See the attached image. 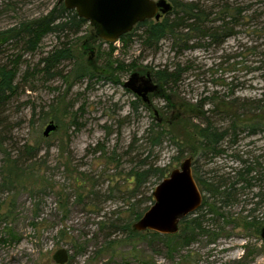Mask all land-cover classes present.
I'll return each instance as SVG.
<instances>
[{"label":"rangeland","instance_id":"obj_1","mask_svg":"<svg viewBox=\"0 0 264 264\" xmlns=\"http://www.w3.org/2000/svg\"><path fill=\"white\" fill-rule=\"evenodd\" d=\"M201 1L213 8L211 19L219 18L222 7L229 6L226 22H230L231 27L236 23L234 36L220 44L197 40L191 43L197 44L192 49L173 48L172 42L165 39L158 49H150L142 43L141 29L135 31L128 44L115 43V52L110 57V47L100 45L98 40L101 39L87 23L77 35L65 33L60 39L54 34L45 36L35 52L26 50L24 43L4 45L0 64L17 63L19 85L17 94L1 109V116L9 126L0 131L4 140L0 166L5 159L4 151L14 155L25 144H39L41 151L35 169L42 168V171H38L36 188L38 192L45 188L46 194L32 197L29 186L32 182L14 185L12 192L0 191V264H56L53 256L60 249L69 253L67 264H178L168 258L163 248H156L155 253L145 240L127 238V233L114 229L107 232L99 226L102 220L119 219L133 229L139 220L131 205L140 201L142 210L154 205L148 197L153 196L164 179H151L139 189L127 185L137 161L146 160L148 155V164L167 169L166 178L188 158L192 159L193 174L196 168L204 179L212 175L228 179L229 173L233 177L241 168L240 160L248 161L255 169L254 187L241 190L236 195L237 201L222 210L228 220L214 222L207 220L212 215L206 216L209 235L197 236L189 247L180 251L190 256L188 264H264V241L253 222L264 215V202L261 203L264 199V132L254 136L248 131L241 132L234 144L228 137L221 146L225 152L217 158L197 162L179 152L188 151L196 144L188 123L179 119L191 115L193 105L201 106L206 119L221 130L229 124L226 113L237 110L230 105L235 100L246 105L240 112L245 113L248 120L254 119L255 113L262 116L260 112H252L251 105L264 94V0ZM58 2L0 0V32L21 21L45 15ZM233 17L238 20L234 22ZM223 23L216 20L211 26ZM83 43L94 51V63L115 62L110 63L116 69L115 78H66L67 73L75 70L74 60L59 66L58 70L64 74L62 78L45 76L40 71L44 66L42 58L53 49L69 44L77 54ZM84 56L85 61L91 58L88 53ZM119 63L129 70L120 69ZM165 68L169 72L179 71L178 83L163 89V85L154 80L160 85V92L150 95L149 102H143L137 111L133 110L138 98L124 84L133 73H151L153 77ZM52 110L62 124L56 133L44 136L50 122L42 124L40 119ZM153 124L162 125L171 134L161 145L152 148L144 138L148 137ZM178 136L182 144L177 142ZM41 138L46 140L41 141ZM40 175L44 176V186ZM198 187L203 204L208 196L202 185ZM92 192L100 197L94 198ZM90 201L97 207L87 206ZM200 208L197 212L205 213L206 210L200 212ZM36 212H40L37 217ZM180 226L179 223V229ZM147 232L153 231L142 233L145 236ZM139 240L142 241L139 243ZM180 258L178 255L176 261L182 264Z\"/></svg>","mask_w":264,"mask_h":264},{"label":"trees","instance_id":"obj_2","mask_svg":"<svg viewBox=\"0 0 264 264\" xmlns=\"http://www.w3.org/2000/svg\"><path fill=\"white\" fill-rule=\"evenodd\" d=\"M169 1L173 5V11L168 13L166 18L164 17V19L159 21L146 20L143 23H139L132 32L122 36L118 42L128 44L133 38L135 31L141 29H143V34L141 35L142 43L146 48L150 49H158L160 43L165 39L172 42L173 48L192 49L197 47V44L192 45L191 43L197 40L209 41V44H220L224 39L234 36L235 31L233 28L236 23H233L235 25L231 27L229 25L231 23L226 22L228 19L227 14L229 6L227 7V5H225L222 7L219 18L211 19L210 17L212 15L213 8L201 3V0ZM6 6L8 7L9 5ZM238 14L241 15V11H239ZM238 14H235V16H238ZM232 19L234 22L238 20L236 17H233ZM216 20H220V22L224 23L217 27L211 26L216 22ZM87 23L88 22L85 19L78 16L76 11L68 10L64 3L58 2L45 15H41L40 17L32 20L21 21L14 27L1 31L0 51L4 48V45L6 46L10 43H24L26 50L35 52L40 47V43L45 36L54 34L60 39V35L65 33L77 35L81 33L83 27L87 25ZM95 36L97 37L96 32ZM98 41H100V45H107L110 47L109 54L110 57H112L115 52L114 44L106 43L103 40ZM99 51L97 55H99ZM86 53H88L89 56L91 55V58H88V61H85L84 59V55ZM93 55L94 51H92L91 48L89 49L84 43L80 45V49L77 54L74 49L69 46V44H63L59 47V49H53L47 57L42 58V64L44 66L40 71L43 72L45 76H57L62 78L64 74L62 71L58 70L59 66L67 60H74L75 70L67 73L66 78L70 79V77H72L76 80L82 78L91 79L94 77H102L104 79L115 78L116 69L110 65V63L114 64L115 62L109 60L107 61L109 65L106 63L99 65L98 61L94 63V60L92 59ZM119 64L121 66L120 69L126 71L129 70V67L125 64ZM130 68L132 67L130 66ZM35 70L39 69L36 68ZM18 74L19 69L16 62H14V64H0V131H2V129L6 130V127L8 128L9 126L6 123V119L1 116V109L17 94L19 85V81H17ZM179 77L180 73L177 69L173 72H169L165 68L163 71H157L152 78L156 82L163 85L164 89L166 87L170 88L172 85H176ZM142 103L143 101L138 98V100H136L133 104V110L137 111ZM221 103L223 106H226L224 101ZM221 103L219 104L221 105ZM239 104L237 100L230 103V105L235 107L237 110L235 112L226 113L228 115L229 124L224 130L218 129L209 118L206 119V113L203 112L201 106L197 104L195 106L193 105L191 110L194 109V112L191 115L181 116L179 119L184 123H188L191 132H193V137H196L194 138L196 144L193 147H189L187 149L188 151L179 150L180 154L183 156L187 154L190 157L197 159V162H199V160L201 161L203 158H217L225 152L221 149V146L228 137H230L231 144H234L237 142V136L241 132L248 131V134L252 136L258 134L259 132H264V94L262 99L256 100L253 105H251L253 107V109H251L252 112H260L262 115L260 116L258 113H255V117L252 119L253 121L248 120L245 113L240 112L246 108V105L244 103ZM144 108L148 109L146 105H144ZM216 108L219 109L220 107L216 106ZM194 120H197V122ZM40 122L42 124H48L49 122L56 123L58 126L57 131L60 129L62 124L61 120L55 115L54 110L43 114ZM148 131V137L144 138V140H146L152 148L161 145L162 140L166 139L167 136L171 134L159 124H153ZM180 138V136L177 137V142L182 144L183 142H181ZM41 139V141L46 140L44 138ZM173 139L174 138H171V140ZM3 144V137L1 138L0 136V149H2ZM36 145L37 146H31L25 144L20 147V150L18 149L17 153L14 155L4 151L5 159L3 164L0 166V191L12 192L14 185L17 187V185L20 186L23 185V183L32 182L29 185L31 187L30 195L32 197H39L40 193L43 195L46 194L45 188H43L40 192H38V189L36 188L39 182L38 171H42V168L39 170L35 169V165L37 164L38 156L41 151L39 144L36 143ZM132 147L133 145L130 146V148ZM125 154H128V151ZM198 155L200 156L197 157ZM148 158L149 155L146 157V160L137 161V168L133 169L131 172L132 174L130 177H132V179L127 180V185H132L136 189H139L151 181V179H158V181H161L168 176L169 173L167 169L159 168L155 164H148ZM240 161L242 163L241 168L236 171L233 177H230L229 173L228 179H224L225 176L217 179V177H214L217 175L208 176L204 179V177L201 176L195 168L194 177L198 184L203 186L208 196L205 198V201L200 208V212L204 211V209L206 211L205 213L196 212L192 216L182 220L177 234L161 235L156 232H147L144 236L142 232H137L131 229L129 224L123 225L119 219L114 222H112V219H108V221L102 220L100 221L99 226H102V230L105 229L107 232L113 231L114 229L122 231L124 234L127 233V238L145 240L148 245L153 247V251L155 253L158 252L157 249L163 248L166 250L168 258L174 263L180 264L176 261V259L178 255H181L180 262L182 264H188L190 256L182 255L181 251L183 248L189 247L196 240L197 236L209 235L210 230L205 227L206 216L212 215V217L207 220L214 222H217V220H228V216L225 217V214L221 213L222 210L232 206L233 202L237 201L236 195H238L241 190L252 189L254 187L253 181H257L256 177L253 175L255 173V169L248 161ZM197 162L196 160L194 162L196 167ZM65 168L68 169V165ZM39 178L42 182V186H44V176L40 175ZM133 192L134 191L130 192V194H133ZM90 194L95 195L93 196L94 198L100 197L96 192H92ZM257 197L261 199L262 195H257ZM148 199L150 202H154L152 195H150ZM261 200V203L264 202V199ZM87 206L97 207V205L91 201L88 202ZM131 207L135 208V210H133L137 221L140 220L150 208L145 207L142 210L140 207V201L134 202ZM254 211L255 209L252 212ZM39 213L36 212L35 216L37 217ZM251 216L252 215L249 217ZM104 218L105 217H103V219ZM261 218L262 219L253 221L255 222L257 233L264 228V215H262ZM107 223H109V226H106ZM61 235H63V233H61ZM142 240H139L138 242L140 243ZM155 242L156 246H154Z\"/></svg>","mask_w":264,"mask_h":264},{"label":"water","instance_id":"obj_3","mask_svg":"<svg viewBox=\"0 0 264 264\" xmlns=\"http://www.w3.org/2000/svg\"><path fill=\"white\" fill-rule=\"evenodd\" d=\"M68 10H74L85 19L97 37L107 43H116L130 33L134 26L146 20L159 21L162 15L173 11L167 0H59ZM124 87L148 103L150 95H157L161 87L150 73H133ZM58 126L50 122L44 136L56 132ZM154 205L133 226L134 231H153L161 235L178 233L179 223L196 213L202 205V194L192 170V159H186L179 169L165 178L153 193ZM264 241V228L260 232ZM53 260L56 264H67L69 253L58 250Z\"/></svg>","mask_w":264,"mask_h":264},{"label":"bare ground","instance_id":"obj_4","mask_svg":"<svg viewBox=\"0 0 264 264\" xmlns=\"http://www.w3.org/2000/svg\"><path fill=\"white\" fill-rule=\"evenodd\" d=\"M137 25H138V24H136V25L134 26V28H135ZM134 28H133V29H134ZM132 31H133V30H132ZM132 31H131V32H132ZM260 232H261V231H260Z\"/></svg>","mask_w":264,"mask_h":264},{"label":"flooded vegetation","instance_id":"obj_5","mask_svg":"<svg viewBox=\"0 0 264 264\" xmlns=\"http://www.w3.org/2000/svg\"><path fill=\"white\" fill-rule=\"evenodd\" d=\"M162 17H165V15H164V16L162 15ZM162 17H161V18H162ZM160 20H161V19H160Z\"/></svg>","mask_w":264,"mask_h":264}]
</instances>
